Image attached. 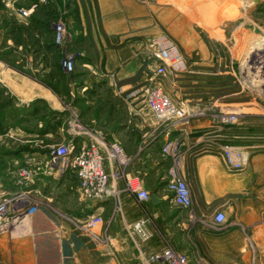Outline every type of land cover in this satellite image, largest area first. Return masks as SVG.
Listing matches in <instances>:
<instances>
[{
  "label": "rangeland",
  "instance_id": "obj_1",
  "mask_svg": "<svg viewBox=\"0 0 264 264\" xmlns=\"http://www.w3.org/2000/svg\"><path fill=\"white\" fill-rule=\"evenodd\" d=\"M136 1L145 7L155 32L141 37L138 46L143 66L154 65L151 80L143 87L144 99L149 88H158L183 106L187 115L185 124L178 125L181 127L169 122L146 127L126 118L128 127L142 134L139 152L158 143L153 153L166 182L171 173L183 175L182 161L196 153L222 151L228 166L239 172L247 167L249 158L264 157V0ZM92 3L96 1L16 0L13 8L18 14L24 10L27 14L22 16H27L28 5L35 10L31 19L20 22L0 14V63L48 90L47 97L22 102L0 83V154L14 152L17 170L29 160L25 161L23 153L47 152L51 146L70 142L60 138V126L69 136L92 129L89 118L94 110L90 108L98 100L122 102L102 89L105 77L101 67L83 55L93 52L94 45L106 37ZM8 7L0 1V9ZM157 36L170 42L179 67L156 71L163 67L150 43ZM76 41L79 45H69ZM113 44L118 45L115 38ZM95 77H99L97 82ZM98 94L100 99H96ZM0 162L2 165L5 160ZM260 209L263 211L262 206ZM186 212L172 211L175 220L165 227L152 217L150 224L163 243L161 247L172 243L187 255L190 264H264L261 213L250 227L251 236L231 240L240 243V254L225 253L227 256L219 261L208 253L203 239L231 231V225L223 226L225 214L216 220L214 213L211 220L215 224L196 221L191 227L182 226L174 243L170 235L180 228ZM245 254L251 255L250 262L238 257ZM140 259L130 258L132 264Z\"/></svg>",
  "mask_w": 264,
  "mask_h": 264
},
{
  "label": "crops",
  "instance_id": "obj_2",
  "mask_svg": "<svg viewBox=\"0 0 264 264\" xmlns=\"http://www.w3.org/2000/svg\"><path fill=\"white\" fill-rule=\"evenodd\" d=\"M0 1L9 5L1 8L0 14H9L20 22L31 19L35 13L28 5L29 14L22 16L13 8L16 0ZM95 1L92 8L99 14L106 37L94 45L93 52H83V55L95 67H101L105 77L102 89L122 102L98 100L90 108V111L94 110L89 118L92 129L79 130L75 136L73 133L69 136L60 126V138L71 139L75 152L82 145L95 142L104 156L107 144L118 142L131 157L125 170L126 177L136 187L146 190L149 197L138 200L134 192L124 189L123 179H110V184L119 190V206L116 207L110 198L85 199L78 191L79 181L75 173L67 170L59 174L52 170L54 168L50 169L46 151L23 153L25 161L28 157L29 160L22 167L30 168L33 174L28 181L21 183L14 152L0 154V159L5 160L2 165L0 162V198L11 200L8 214L0 220V264H132L131 257L142 258L163 244L150 224L151 219L165 227L166 223L175 220L172 211L177 209L187 212L180 228L172 231V242L175 243L182 226L191 227L196 221L215 224L211 216L220 211L226 218L223 226L231 225L232 228L217 237L205 236L203 241L207 251L219 261L227 256L225 253H238L240 243L231 240L251 236L250 227L256 224L260 213L264 217V157L256 155L249 158L247 167L239 172L228 166L222 151L185 156L180 171L189 187L191 205L183 208L174 204L166 181L160 176V161L154 157L153 151L159 147L158 143L150 144L139 152L142 134L137 130L134 132L125 121L130 117L146 127L157 123L146 106L143 93V87L151 80L154 65L144 67L138 57L142 55L138 50L140 38L144 39L143 36L154 29L149 26L145 7L136 0ZM87 12L90 13L89 7ZM80 14L83 11L80 10ZM82 24L85 25L84 22ZM90 24L93 27L92 22H88ZM114 38L117 46L113 44ZM69 45L79 44L76 41ZM98 79L95 77V82ZM0 83L22 102L36 96H48V90L42 84L1 63ZM98 98L100 94L96 95ZM15 130H19L18 127ZM103 167L108 175L117 169L106 159ZM260 206L263 211H260ZM89 214L101 216L95 231H107L113 237L112 244L97 242L81 231L80 222ZM137 219L148 222L151 237L145 243L138 242L131 230L132 222ZM238 257L246 262L251 255Z\"/></svg>",
  "mask_w": 264,
  "mask_h": 264
},
{
  "label": "built area",
  "instance_id": "obj_3",
  "mask_svg": "<svg viewBox=\"0 0 264 264\" xmlns=\"http://www.w3.org/2000/svg\"><path fill=\"white\" fill-rule=\"evenodd\" d=\"M26 14V11H20V15ZM150 43L155 49L154 55L163 63V67L158 66L156 71L163 73L167 66L173 68L178 66V57L173 53L169 41L157 36L152 38ZM145 103L158 123L169 122L173 125H182L186 122L185 108L176 105L158 88L151 87L147 90ZM167 147L168 145L163 148V151H166ZM75 150L72 141L51 146L47 151L48 163L50 169L54 168L52 170L58 171L59 174H63L67 170L73 171L79 181L78 191L85 199L97 201L110 198L116 207L119 206V190L110 184V179H123L124 189L134 192L138 200L148 199V192L136 187L132 180L126 177L125 170L131 157L118 142L112 141L107 144L105 156L99 151V147L95 142L82 145L79 151L75 152ZM104 159L117 166V169L111 175H108L104 170ZM32 174L33 172L28 167H20L17 171L21 183L28 181ZM166 187L174 204L183 208L191 205L189 187L183 175L171 173V178L166 182ZM10 202L9 199L0 198V220L8 214ZM222 217V212L219 211L215 213L213 219L220 218L222 220ZM100 222V215L89 214L82 218L79 227L83 233L93 240L110 245L113 237L107 231L103 233L95 231ZM147 225L148 222L145 219H137L131 224V230L140 243L147 242L151 237ZM137 264H190V261L184 252L169 243L167 246L143 256Z\"/></svg>",
  "mask_w": 264,
  "mask_h": 264
}]
</instances>
